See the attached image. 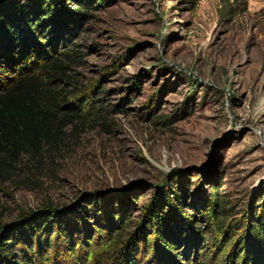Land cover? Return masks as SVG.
I'll return each mask as SVG.
<instances>
[{
    "label": "rangeland",
    "instance_id": "rangeland-1",
    "mask_svg": "<svg viewBox=\"0 0 264 264\" xmlns=\"http://www.w3.org/2000/svg\"><path fill=\"white\" fill-rule=\"evenodd\" d=\"M51 1L78 28L55 51L59 30L47 38L51 53L79 52L68 98L100 96L94 108L109 112L67 127L44 156L23 155L0 182V244L22 253L18 237L50 231L52 240L64 227L76 239L89 234L77 248L93 264L122 219V240L162 228L174 242L153 252L155 261L168 264L177 251L184 264L197 244L203 264L221 263L223 232L205 214L212 185L236 240L249 224L264 225V0H82L91 6L83 18L73 11L79 0ZM16 74H1V83Z\"/></svg>",
    "mask_w": 264,
    "mask_h": 264
},
{
    "label": "trees",
    "instance_id": "trees-1",
    "mask_svg": "<svg viewBox=\"0 0 264 264\" xmlns=\"http://www.w3.org/2000/svg\"><path fill=\"white\" fill-rule=\"evenodd\" d=\"M83 3L79 0L73 7V11L82 18L88 16L91 9V6H83ZM61 11L57 8L53 10L51 0H0V75L13 68L17 71L15 77L7 78L3 84L1 81L5 77L0 78V182L16 175L18 162L23 155L42 157L45 148L56 147L62 142L67 127L71 126L72 131L79 126L82 128L104 119L109 112L102 106L94 108L93 103L100 96L95 97L93 102L90 96L72 101L68 98L69 87L74 84L68 70L79 52L67 49L69 47L55 54L51 50L55 51L62 44L61 41H67V36L75 34L78 28L74 27L73 21H64L62 16L66 15ZM52 29H58L61 37L58 35L60 38L54 39L50 50L47 48V38ZM3 64L7 67L4 68ZM215 188L216 185H212L211 192L215 197L205 214L221 229L223 237L216 244L221 263L213 257L210 263L251 264L258 258L264 260V225L249 224L245 235L236 240L233 229H230L231 224L222 227L226 218L224 200L217 199ZM121 220L112 222L116 230L112 232L111 227L107 230L104 237L107 244L104 251L95 255L93 264H164L162 256L155 261V256L152 259L151 254H158L160 248L177 249L162 228L153 229L147 237L139 235L122 240L121 235L128 221ZM56 231L59 233L55 237ZM56 231H53L52 240L47 239L50 231L44 236L36 232L18 237L17 241L23 244L22 253H14L15 245L3 241L0 244V264H62L58 259L62 246L71 264H83L77 246H88L86 242L91 239L89 234L76 239L70 235L69 229L62 227ZM98 231L101 235L102 229ZM201 233L202 230L197 233V240L201 239ZM55 238L58 244L54 246ZM35 240H38L36 250L33 247ZM241 247L242 250H239ZM47 250H51L53 255ZM192 251L194 259L184 258V264H203L208 258L205 253L199 255L197 244L192 246ZM178 254L176 251L174 255L177 259L167 260L168 264H180L177 262L180 259Z\"/></svg>",
    "mask_w": 264,
    "mask_h": 264
}]
</instances>
